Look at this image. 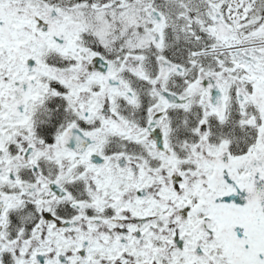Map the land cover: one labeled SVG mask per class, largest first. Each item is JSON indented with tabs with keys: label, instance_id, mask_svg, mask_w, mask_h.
Instances as JSON below:
<instances>
[{
	"label": "snow or ice",
	"instance_id": "6c2138e0",
	"mask_svg": "<svg viewBox=\"0 0 264 264\" xmlns=\"http://www.w3.org/2000/svg\"><path fill=\"white\" fill-rule=\"evenodd\" d=\"M0 264H264V0H0Z\"/></svg>",
	"mask_w": 264,
	"mask_h": 264
}]
</instances>
